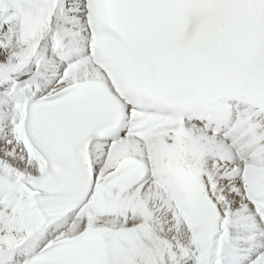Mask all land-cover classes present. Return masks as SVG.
I'll list each match as a JSON object with an SVG mask.
<instances>
[{
  "label": "bare ground",
  "instance_id": "6f19581e",
  "mask_svg": "<svg viewBox=\"0 0 264 264\" xmlns=\"http://www.w3.org/2000/svg\"><path fill=\"white\" fill-rule=\"evenodd\" d=\"M90 13L91 0H58L49 29L39 43L27 49L15 47L11 38L13 16L0 15V231L15 234L18 241L31 234L41 236L42 232L64 237L80 233L86 225H111L116 237L113 242L119 244L115 248L116 264H151L153 248L160 255L182 250L178 256L189 257L184 264H210L216 261L210 254L219 253V249L220 264H238V255L248 256L247 264H264V247L256 253L252 249L261 245L253 239L260 231L253 232L254 218L244 198L245 194H256L260 187L264 189V165L239 158L234 147L222 145L194 126H189L187 133L158 137L139 146L128 141L130 150L137 148L136 153L150 166V173L134 186L101 191L85 186L73 212L67 217L61 214L50 223L34 211L31 196L19 180L38 165V160L17 133L16 124L21 115L20 102L31 98L46 79L40 78L38 70L34 75L39 79L32 85L31 79H24L41 61L49 59L54 40L69 35L80 40ZM45 66L44 71L50 72L51 66ZM86 77V72L78 74L79 79ZM64 84L60 82L58 87ZM241 124L243 134L251 141L240 147L251 148L256 141L253 152L259 160L264 156V117H251L246 111ZM121 148V143L96 146V154L105 150L107 156L95 160L97 169L103 159L105 164L113 162ZM239 172L249 187L245 194L237 181ZM238 188L240 193L234 196ZM224 195L226 202L218 199ZM215 207L222 211L220 218ZM260 242L264 243V238Z\"/></svg>",
  "mask_w": 264,
  "mask_h": 264
},
{
  "label": "rangeland",
  "instance_id": "374dc122",
  "mask_svg": "<svg viewBox=\"0 0 264 264\" xmlns=\"http://www.w3.org/2000/svg\"><path fill=\"white\" fill-rule=\"evenodd\" d=\"M4 170L8 171L9 168H6V169L4 168ZM227 186H228V184H227ZM143 188H144V186L141 187V189H143ZM215 210L217 211L218 218H220L222 211H220V209L216 208V207H215ZM125 215H126V213H123L122 216H125ZM30 219H31V216H30ZM30 227H31V225H30ZM216 227H214V228L216 229ZM17 239H18V237H16L15 234L3 233L0 231V242H3V243H0V245H7L8 248L13 249V250L18 249L20 242H21V239L16 241ZM207 241H208V244H210V245L213 243V240L210 239V237L208 238ZM5 242H8V243H5ZM180 251H182V250H180ZM180 251H177L176 253L172 252V254H171V252H166L165 254L160 255L157 252L156 248H153V251L151 250V252H152L151 264H166V262H168V264H184L185 262L188 261L189 257H188V254H186L185 256L179 254V256H178V253ZM219 251H220L219 253H215L214 255L210 254L213 257V260L214 259L216 260V261L210 262V264H216V263L220 264V258H222L221 257L222 253H221L220 249H219ZM166 258H169V260L168 259L166 260ZM248 259L249 258L246 255H242V256L238 255L237 256L238 264H247ZM165 260H166V262H165Z\"/></svg>",
  "mask_w": 264,
  "mask_h": 264
},
{
  "label": "water",
  "instance_id": "95a60500",
  "mask_svg": "<svg viewBox=\"0 0 264 264\" xmlns=\"http://www.w3.org/2000/svg\"><path fill=\"white\" fill-rule=\"evenodd\" d=\"M106 237H109L110 236V233H106V235H105Z\"/></svg>",
  "mask_w": 264,
  "mask_h": 264
}]
</instances>
